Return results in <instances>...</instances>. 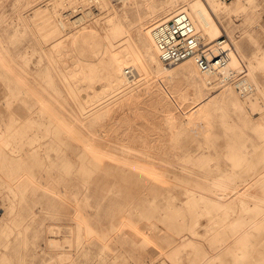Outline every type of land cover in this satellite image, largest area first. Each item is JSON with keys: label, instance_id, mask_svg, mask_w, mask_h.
Masks as SVG:
<instances>
[{"label": "rangeland", "instance_id": "obj_1", "mask_svg": "<svg viewBox=\"0 0 264 264\" xmlns=\"http://www.w3.org/2000/svg\"><path fill=\"white\" fill-rule=\"evenodd\" d=\"M140 1L0 0V264H264V0L219 16L256 85L241 111L197 95L187 61L110 48L112 16L135 39L189 0ZM112 51L134 82L109 84Z\"/></svg>", "mask_w": 264, "mask_h": 264}, {"label": "bare ground", "instance_id": "obj_2", "mask_svg": "<svg viewBox=\"0 0 264 264\" xmlns=\"http://www.w3.org/2000/svg\"><path fill=\"white\" fill-rule=\"evenodd\" d=\"M239 1L240 0H234L235 5H232V4L225 5L218 0H204V2L198 1V0H189V1L184 2V3L165 2L159 7L161 9L158 12H156L155 14H152V16L154 15L153 17H157L156 20L159 21L162 19L163 20L170 19V17L175 12L180 11V10L187 11L190 14V16L194 22L195 27L200 32V34L203 36V40H205L204 41L205 42V49H206L208 55L210 57H213L214 55L221 54L228 59V63L225 66L221 67L217 71H212V70L211 71H202L199 68V66L197 65V63L195 66V64L193 63V57L194 56H192V57H188V58L181 60V61H187V63L184 64L183 67H181L183 74L188 77L189 83L193 86L194 91L203 100H205V99L206 100H213L215 97H219L223 101L230 102L233 105L235 110L241 111L245 107V103L243 102L242 99H247L246 102L249 104L251 103V105H252V102L254 100H251V99H253L255 96H253V98H252L251 95L255 93L256 85L246 75V70H245L244 66L243 67L241 66L238 68L236 66H239V65H236V66L231 65V55H232L231 46L227 42L224 43L227 39L221 43H219V41H218V38L220 36L219 33L221 31H223V32L226 31V29H225V27H224V25L221 22V19L219 17L220 13H225V12L231 11V9H234L235 6H237L239 4ZM140 2H141V4L143 2V3H146L148 5L147 7L149 9V12H152L153 10H155V7H153V6H156V5L151 3L150 0H142ZM146 4H144V5H146ZM89 12H90V10L87 11L88 14H89ZM53 15H55V14H53V13L47 14V20L49 21V24L51 23L54 26V29H58L57 28L58 26L56 24L57 20L54 18L55 16L53 17ZM119 18H120V16L117 15V16H112L110 19L111 22H110V25L108 28L109 29V35H108L109 40L108 41H109L110 48L113 46H116V45L122 47L125 45V41L127 42V40H133L139 47L138 57H133V59L137 62L138 65L142 64V67L144 65H146V68L149 69V67H147V65L149 66L150 63L152 62V63H155L156 68L158 70L169 68L167 65L168 63L164 62L160 57L159 50H158L157 44L155 42V39H154V36L152 33V27L149 28L148 25H145V27L139 26V28L137 30V36L135 39L132 38L133 36H131V34H126V35H128V37L127 36L123 37L121 35V32L124 29L123 23L119 20ZM142 18H144V17H142ZM72 19H73L72 22L74 21L76 23L78 21L83 20L84 15L80 14V15L76 16L75 18H72ZM59 21H60L61 25L63 27H65V22L63 20H59ZM60 23H59V25H60ZM144 23H145L144 21H141L140 24L143 25ZM48 28H50V27H48ZM78 35L79 34L75 33L73 36L74 37L73 40H76L78 38ZM116 36H119V39L117 41L114 39V37H116ZM212 36H214V37L209 39V40H206L207 37L209 38ZM62 41H63L62 39L59 40V42H62ZM141 46H145V49H146V55L145 56H144V51L141 48ZM110 53L111 54H110L109 58L105 59V66L107 69L106 75H107V78L109 80V84L111 86H114V87H120L121 84H123L125 82H129L130 80L134 82L138 78L137 76L140 74V73H138V70H137V67L135 66V64L132 62L130 64V65H133V68H134L132 71H131V68L128 66L126 68H123V63L125 61H128V59L121 60L117 56L116 52L112 51ZM142 53H143V57H142ZM139 59H141V60H139ZM161 61L164 64V67L161 64ZM181 61H179V62L181 63ZM172 64H174V63H171L170 65H172ZM127 68H130V72L127 71ZM236 68H238L240 71L244 72L245 77L252 84H254L253 92L250 95L242 96L240 94V91L237 89V87L235 88L234 82L231 79L224 77V75L229 73L231 71V69H236ZM135 69L137 71H135ZM131 72H133V74L129 76L128 74ZM137 73H138V75H137ZM202 83L207 84V85L209 84L210 88H207L206 90L199 89V87L203 85ZM255 102H256V99H255ZM247 108H249V107H247ZM233 149H234V146H233ZM243 224H245V225L247 224L246 225L247 227L248 226L254 227V226H257L259 224V222H258V220H254V219L249 218V219H244ZM239 252L240 251L237 250L236 253L238 255H241L242 253L239 254Z\"/></svg>", "mask_w": 264, "mask_h": 264}, {"label": "built area", "instance_id": "obj_3", "mask_svg": "<svg viewBox=\"0 0 264 264\" xmlns=\"http://www.w3.org/2000/svg\"><path fill=\"white\" fill-rule=\"evenodd\" d=\"M152 33L161 59L168 64L194 56L202 71H217L228 63V59L221 54L213 57L208 55L203 36L187 11L180 10L170 19L156 21L152 25ZM226 39V35H220L218 41L221 43ZM127 71L130 72V68ZM224 77L234 82L242 96L253 92L254 84L238 68L231 69Z\"/></svg>", "mask_w": 264, "mask_h": 264}, {"label": "crops", "instance_id": "obj_4", "mask_svg": "<svg viewBox=\"0 0 264 264\" xmlns=\"http://www.w3.org/2000/svg\"><path fill=\"white\" fill-rule=\"evenodd\" d=\"M262 24H263V22H262V20H261V27H260V28H261V32H262V29H263ZM263 45H264V44H263Z\"/></svg>", "mask_w": 264, "mask_h": 264}]
</instances>
